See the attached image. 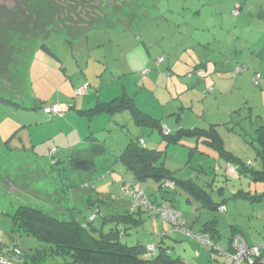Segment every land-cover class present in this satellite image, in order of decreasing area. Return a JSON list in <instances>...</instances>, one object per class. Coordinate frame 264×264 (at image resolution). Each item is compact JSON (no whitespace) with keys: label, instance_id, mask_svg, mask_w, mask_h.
Returning <instances> with one entry per match:
<instances>
[{"label":"rangeland","instance_id":"rangeland-1","mask_svg":"<svg viewBox=\"0 0 264 264\" xmlns=\"http://www.w3.org/2000/svg\"><path fill=\"white\" fill-rule=\"evenodd\" d=\"M10 1L5 0L4 4L11 6ZM135 1L133 5L138 8L134 15L141 17L146 14L149 19L156 18L133 31L101 30L73 42L63 36L52 38L48 42L52 55L37 51L32 60L31 95L21 103L22 107L0 102V240L17 243L26 256L39 255H34L35 249L43 244L33 234L21 232L24 229L16 219L18 208L29 205L64 220L76 216L81 223L96 215L91 227L92 230L96 228L93 230L95 234L101 235L98 231L103 228L105 233L116 228L125 230L127 234L120 241L130 246L138 239L148 242V245H156L157 239L161 240L163 235H172L165 240L173 254L189 257L185 261H192L190 264L214 263L211 253L222 256L228 264H234L233 258L225 254L229 251L228 241L234 226L243 230L247 243H264V178L249 176L264 172V162L256 153L258 143L255 136L258 120L264 121V65L247 66L249 53L245 49L247 40L251 43L256 36L247 38L252 31L250 25H237L233 9L220 6L223 2L233 5L235 0ZM125 29L120 27L116 30ZM233 38H238L236 44L232 43ZM235 45L242 53L234 54L232 46ZM41 54L43 60L39 57ZM220 59L223 60L218 62ZM196 63H202L204 76L192 73ZM240 65L244 71L236 75ZM224 66L227 68L223 69ZM258 74L259 84L255 82ZM204 78L208 87L196 82V79L204 82ZM108 80L121 81V95L124 94L122 83L128 84L129 95L135 105L139 103L159 120L156 121L158 127L138 123L129 109L112 114L103 112L92 117L73 115L76 113L71 111L66 118L50 123V120L46 121L49 117L39 108L43 104L50 107L67 102L78 103L86 109L94 105L86 96L98 97L102 91L99 83H107ZM86 83L92 85L91 91L77 94ZM115 87L111 91L105 90L103 97L119 90L118 84ZM197 109L201 111L199 116H196ZM230 112H234L233 117H229ZM189 116L199 117L201 121L205 117V121L217 119L215 121L237 123L234 125L236 132L227 131L226 124L221 127L225 149H228L224 154H240L241 160L251 168L246 170V174L242 170L231 174L228 170L230 164H239L233 161L225 163L223 160L226 158L203 141L198 143V148L195 147L197 152L192 153L186 146L196 145L194 138L186 139V145H170L164 159L166 166L175 171L176 178H194L198 184L207 186L214 201L224 202L225 209L204 212L200 221L195 222L198 216L193 217L192 205L186 201L188 192L181 188L182 199L178 204L183 211L181 222L188 221L191 234L182 230L171 232L173 222L147 213L146 223L139 224V228L116 219L111 222L105 220L107 216H128L135 207L133 199L122 191L124 185L133 183L132 172L120 159L130 140L144 139L150 147H158V144L165 147L161 127L172 129L183 117L190 121ZM246 134L248 138L244 137ZM89 135L105 143L111 155L109 167L103 169L102 164L101 168L90 173L68 168V176L51 172L56 158L64 163L57 168L66 166L72 149ZM254 137L255 142L251 144L250 138ZM65 186L70 189L67 195L62 191ZM141 188L146 193L143 185ZM213 218L219 219L221 232L216 248L212 238L210 243H200L195 238L206 221ZM152 222L163 223L166 229L159 233L160 230L151 224L145 227ZM235 238H240V235ZM15 255L23 262L10 263L13 254H6L0 245V264L27 263L22 255ZM41 260L36 257L28 263L67 264L70 258H50L49 262L39 263Z\"/></svg>","mask_w":264,"mask_h":264},{"label":"trees","instance_id":"trees-1","mask_svg":"<svg viewBox=\"0 0 264 264\" xmlns=\"http://www.w3.org/2000/svg\"><path fill=\"white\" fill-rule=\"evenodd\" d=\"M4 2L5 0L0 3V102L17 108H21V103L31 95L30 67L32 60L37 51L51 54L48 42L52 38L63 36L73 42L88 38L93 32L101 30L133 31L156 18L149 19L146 14L141 17L134 15L138 8L133 5L135 0H11V6L4 4ZM121 16L125 18L121 19ZM120 27L126 29L117 31L116 29ZM196 72L193 71L192 73ZM236 75L239 74L236 73ZM90 87L92 88L91 84ZM88 91L90 92L91 89ZM122 109L131 110L138 123L158 127L157 122L159 120L157 121L154 117L141 111L135 105L134 99L125 93L115 96L109 102L99 100L95 106L86 111H81L76 104H73L61 114H51L49 117L66 118L71 111L92 117L103 112L112 114ZM165 128H168L167 133L162 127L161 131L163 133L162 140L166 142V146L178 145L183 140L194 138L196 140L202 139L203 143L211 149L225 152L224 139L215 124L207 127L179 128L175 132L169 127ZM256 141L259 154L264 162V126L257 130ZM165 155L166 151L163 148H150L147 144L140 143L139 139H131L125 151L120 155V159L129 169L134 171L133 183L138 182L141 185L143 181L148 179L164 180L160 186L161 189L177 192L179 188H184L189 194L195 196L193 197L195 201H200L203 204L202 208L206 211H217L224 207L223 203H216L211 193L193 179L181 180L176 178L164 164ZM54 157L56 156L54 155ZM69 158L68 166L60 168L57 166L64 163L56 158L52 163L51 172L68 176L67 171L70 168L75 172L90 173L101 168L102 164L104 165L103 169H106L110 166L111 155L104 142L94 135H89L82 144L72 149ZM231 165L240 171L243 168L241 163L238 166L233 163ZM254 175H257L258 178H264V172L253 173L249 176L252 178ZM168 181L174 182L175 188H166L164 184ZM68 190L70 191L65 186L62 191L67 195ZM145 196L151 203L162 205V203L152 200L146 193ZM170 207L176 209L173 206ZM176 210L181 214L179 224H181L182 230L190 233L187 223L181 222L183 213L178 209ZM141 211L149 210L140 206L128 214L133 216ZM129 215L111 217V219L105 217V220L111 222L116 219L117 222L126 223L130 220ZM154 216L157 215L154 214ZM16 219L24 229L21 232L33 234L43 244L34 252L35 256L39 254L36 257L42 259L39 263L49 262L50 258L51 260L70 258V261L67 260V264H178V258L172 255L173 251L169 247L160 244L157 246L158 252L150 254L147 245L142 244L143 242H137L132 246L122 243L120 238L126 235L124 234L125 230L120 231L116 228V230L112 229L110 233H105L103 228L98 231L101 234L98 236L93 232L96 228L93 227V230L91 228L93 222L81 223L76 216L64 220L49 215L38 208L21 205L17 210ZM217 220L213 218L204 224V228L195 236L206 235L216 241L221 235ZM175 230L173 229L171 232ZM177 230L181 231L180 229ZM239 231L240 233L237 234L244 236L242 230ZM170 237L173 236L163 235L161 242ZM0 245L6 254H13L14 257L10 263L21 261L15 253L26 258L27 263L36 258L26 256L24 249L17 243H5L4 240H0ZM6 245L12 247L9 248Z\"/></svg>","mask_w":264,"mask_h":264},{"label":"crops","instance_id":"crops-1","mask_svg":"<svg viewBox=\"0 0 264 264\" xmlns=\"http://www.w3.org/2000/svg\"><path fill=\"white\" fill-rule=\"evenodd\" d=\"M231 2V1H230ZM229 4V2H223L220 6H225V7H230V8H232L233 9V11H234V9L235 8H241V11H240V13L239 14H235L234 16H235V18H236V20L234 21V23H236L237 25H241V26H248V25H250V27L252 28V31H250L249 32V34L247 35V38H252L253 36H256L255 37V39H253L252 40V42L250 43H248V40H247V47H245V49H247V52L249 53V56L247 57V59H246V64H247V66H252V65H257V64H263L264 65V0H235V2H233V5H231V3H230V5H228ZM254 23H256L255 25H254V28L252 27V25L254 24ZM93 33H95V32H93ZM91 35V34H90ZM234 39V38H233ZM232 39V43H233V41H234V43L233 44H236V42L238 41V38H235L234 40ZM200 46H202V44H200ZM242 47V46H241ZM232 48L234 49V54L235 55H238L239 53H242V51H239L238 50V48H237V46L235 45V46H232ZM221 51V50H220ZM45 53V52H44ZM40 58L42 57V54L39 56ZM255 57L256 58H258V60L256 61L255 60ZM42 59V58H41ZM232 59V58H231ZM43 60V59H42ZM221 60H223V59H220L218 62H221ZM227 63H229V62H227ZM202 63H196L195 64V66H194V70L195 71H203V69H202ZM241 66V65H240ZM227 68V66H224L223 67V69H226ZM193 70V69H192ZM205 73V71H203V74ZM203 74H197V76H199V77H202V75ZM204 76V75H203ZM197 80V81H196ZM195 81L197 82V84L199 83V85L200 86H203V85H205V87H208V81L204 78V82H202V80L201 79H196ZM226 80V79H225ZM116 84H118L119 85V90L117 89L116 90V92L115 93H111V94H107L106 95V97H103V95H102V93L106 90V91H111V90H114V89H116V87H115V85ZM122 85H123V89H124V93L125 94H127L128 96H130L129 95V91H130V87H129V85L128 84H126V83H122ZM234 85V84H233ZM98 87L99 88H101V93H99V95H98V97H96V96H86L88 99H89V101L90 102H93V104L94 105H92V106H90V107H87L86 109L85 108H82V107H80V105L78 104V103H76V106H77V108L78 109H80L81 111H86V110H88L89 108H92L93 106H95V104L97 103V101H104V102H109L111 99H109V98H111L110 96H120L121 95V93H120V91H121V81L120 82H117V80H113V81H111V80H108L107 81V83H103V84H100L99 83V85H98ZM78 88H80V86L78 87ZM113 97V98H114ZM112 98V99H113ZM60 104L65 108V109H68L69 107H71L73 104H70V103H67V102H60ZM137 107L141 110V111H143V112H145V113H147L148 115H150L151 117L153 116L152 114H150L149 112H148V110H146V109H144V107L143 106H141V105H139V103H137ZM76 114H73V115H83V114H80L79 112H76V111H74ZM196 112H198V115H196V116H199V115H201V111L199 110V109H197L196 110ZM43 113V112H42ZM234 112H230V116L229 117H233L232 116V114H233ZM49 117V116H48ZM69 117H72V116H69ZM74 117V116H73ZM155 118V117H154ZM58 119H61V118H59V117H54V118H50L49 117V119L48 120H46V121H51L50 123H56V121H58ZM72 119V118H71ZM189 119H190V121H186V119L183 117V119L181 120V122H179V123H177V125H175V126H173L172 127V131L173 132H175V131H177L179 128H196L197 126H205V127H207V125L209 126V125H211V124H215V125H217L218 126V129H219V131H220V133H221V135H222V137H223V139H224V142H225V137H224V134H223V131H222V129H221V127L223 126V124H226V129H227V131H229V132H236L234 129H235V127H234V125L235 124H237V123H234L233 121H215V120H217V119H214V120H211V121H205V117H204V121H201L200 119H199V117H198V119H195L193 116H189ZM219 120H221V119H219ZM206 123V124H205ZM260 123V124H259ZM203 124H205V125H203ZM256 129H255V132H256V134H255V136H257V130L259 129V127H261V126H264V121H259L258 120V122H257V124H256ZM255 128V127H254ZM245 138H248V136H247V134H246V136H244ZM251 139V141H250V143L252 144L253 142H255V137H254V139H252V138H250ZM195 141H197L196 142V145L194 144V146H192V145H187L186 147H189V150L192 152V153H196L197 151V149L195 150V147H199V144L198 143H200V142H202V140H196L195 139ZM186 141L185 140H183L180 144H182V145H186V143H185ZM203 143V142H202ZM204 144V143H203ZM147 146L148 147H150L149 146V144L147 143ZM168 147H170V146H166V147H162V146H160L159 144H158V147H150V148H163V149H165V151H166V153H167V149H168ZM211 149V148H210ZM224 149H225V145H224ZM214 150V149H213ZM226 151L225 152H227V150L228 149H225ZM215 151H217V150H215ZM257 152V155H259L260 156V154H259V150H258V144H257V150H256ZM218 152H220V155L221 156H223V157H225L226 159L225 160H223L225 163H232V161L233 162H236V163H241L242 165H243V168H242V171L246 174L247 172H246V170H250L248 167H247V165H246V162H244V161H242L241 160V158H240V154H238V153H231V155H232V157H231V155H229V156H227V155H225L224 154V152H222V151H218ZM17 153H19V152H17ZM191 153V154H192ZM205 153V152H204ZM165 157H166V155H165ZM261 157V156H260ZM191 160H189L188 161V163L190 162ZM164 164H165V162H164ZM242 165H241V167H242ZM165 166H166V164H165ZM167 167V166H166ZM168 168V167H167ZM218 168H219V165H218ZM169 169V168H168ZM169 170H171V169H169ZM130 171L132 172V175H133V180L135 179V173H134V171H132L131 169H130ZM172 171V170H171ZM173 173V175H174V173H175V171H172ZM175 176V175H174ZM187 179H193L194 180V178H187ZM150 180H152L153 181V183H152V181H150ZM181 180H186V179H181ZM195 181V180H194ZM152 184H151V183ZM164 182V180H161V181H157V180H155V179H148V180H145V181H143L142 182V185L144 186V188H145V191H146V193H147V195L152 199V200H154V201H156L157 203H162V204H166V205H169V206H173V207H175L176 209H178V210H180L181 211V209H179V207H178V204H180L181 203V197H180V195L183 193V190L181 189V188H179L178 190H177V192H172V191H167V190H163V188L161 189L160 188V186H161V184ZM197 182V181H196ZM149 183V184H148ZM201 185V184H200ZM201 187H204L205 189L207 188V186H203V185H201ZM207 190V189H206ZM210 192V191H209ZM211 193V192H210ZM188 194V196H189V198L186 200L189 204H191L192 206V213H193V217H194V215H196L197 214V216L198 217H196V219H195V222L197 221H200V219H201V217H202V214L204 213V212H208V213H210V211H206L205 209H203L202 208V203L200 202V201H195L194 200V198L192 197V196H190L191 194H189V193H187ZM212 195V194H211ZM194 202H193V201ZM214 200V199H213ZM222 203H224V202H222ZM182 213H183V211H181ZM130 217V220H128V221H126V223L125 222H121V223H124V224H126L127 226H133V227H137V228H139L140 226H139V224L141 225V224H143L144 222L146 223V221H147V215L145 214V211L143 212V211H141V212H139V213H136V215H133V216H131V215H129ZM148 216H150V215H148ZM109 219H111V217L110 216H107ZM122 217V216H121ZM150 221H152V220H150ZM218 221V229H219V219L217 220ZM187 222V224H188V221H186ZM208 222H210V221H206V223H208ZM205 223V224H206ZM152 225V227L154 228V229H156V230H160V231H158L159 233H161L162 231L161 230H165L166 229V225L165 224H163V223H161V224H158V223H154V222H152V223H147V224H145V227L147 228L149 225ZM239 230H242L240 227H238V226H234L233 227V232H232V234H231V236H230V238H229V241H228V248L230 247V243H231V239L233 238V235H235V234H237V233H240V231ZM242 232H243V230H242ZM124 234H127V232L125 231V233ZM221 237V235H219V238ZM218 238V239H219ZM218 239L215 241L216 242V244H219V242H218ZM158 241H157V243H156V245H152V246H158V245H162V246H165V247H169L170 248V246L168 245V243L166 242V241H164V242H161V240H159V239H157ZM137 242H143V241H141L140 239H138V241ZM136 244V243H135ZM142 244H144L145 246L147 245V246H150V245H148V242L146 243H142ZM218 246V245H217ZM227 246V245H226ZM171 249V248H170ZM209 250V249H208ZM210 252V251H209ZM208 253V252H207ZM211 253V252H210ZM210 253H208V254H210ZM175 258H178V264H190V262H192V261H185L186 259L187 260H189L190 258L189 257H187L186 258V256H183V254L181 255V254H178V253H176V255L175 254H172ZM211 256L213 257V260H215V262L214 263H212V264H228V261L226 260V259H224V258H221L222 256H220V255H214V254H212L211 253ZM206 260H208V259H206ZM202 264H204V263H202Z\"/></svg>","mask_w":264,"mask_h":264},{"label":"built area","instance_id":"built-area-1","mask_svg":"<svg viewBox=\"0 0 264 264\" xmlns=\"http://www.w3.org/2000/svg\"><path fill=\"white\" fill-rule=\"evenodd\" d=\"M234 13L239 14V8L234 10ZM244 71L243 67L237 68L235 71L237 74H241ZM203 72H199L202 74ZM260 75L257 76L255 82L259 83ZM48 113L61 114L63 109L59 105H55L51 109L47 110ZM229 172L231 174H236L237 170L235 168L229 167ZM166 187L175 188V183L172 181H168L166 183ZM123 193L130 196L133 199L135 204L134 208H138L140 206L149 210V213L155 214L163 220H168L173 222L174 229L182 230V227L179 224V218L181 214L176 209L166 206V205H155L149 201V199L144 195L141 187L138 183L127 184L123 187ZM224 210V207L220 208ZM183 233H186V230H182ZM191 234V233H186ZM200 243H210V238L206 235H197L195 236ZM149 252H154L155 247H149ZM226 255L231 256L234 260V264H240L243 261H246L247 264H264V243L259 246H250L243 238L234 239L232 242V249L228 252H225Z\"/></svg>","mask_w":264,"mask_h":264},{"label":"clouds","instance_id":"clouds-1","mask_svg":"<svg viewBox=\"0 0 264 264\" xmlns=\"http://www.w3.org/2000/svg\"><path fill=\"white\" fill-rule=\"evenodd\" d=\"M238 8V7H237ZM237 8H235V9H237ZM234 9V10H235ZM240 11H241V8L239 7V13H240ZM242 67V66H241ZM199 72H203V71H199ZM199 72L197 71V73L199 74ZM243 73V72H242ZM241 73V74H242ZM90 89V83H86L83 87H81L76 93L77 94H85L88 90ZM55 105H59V106H61L62 107V109H63V111L64 110H66L61 104H53V105H51L50 107H47L46 105H41V110H42V112L46 115V116H50L51 114H54V113H48L47 112V110H49V109H51L52 107H54ZM165 129V130H164ZM163 130H164V132L165 133H167L168 131H167V129L168 128H164ZM139 141H140V143H145V144H147L146 142H145V140L144 139H139ZM55 152V151H54ZM232 165L230 164V167H231ZM237 171L239 170V169H237L236 167H234ZM134 181V180H133ZM138 183V182H137ZM166 183L167 182H165V184H164V186L166 187ZM132 184H134V183H132ZM127 185V184H126ZM140 187L142 186V185H140V184H138ZM125 186V185H124ZM166 188H168V187H166ZM123 189V188H122ZM142 189V188H141ZM142 191H143V189H142ZM144 192V191H143ZM144 195H145V192H144ZM162 205H166V204H162ZM166 206H169V205H166ZM170 207V206H169ZM136 208H132V211L133 210H135ZM144 209H146V208H144ZM100 212V211H99ZM145 213H147L148 215H153V214H151V213H149V211H145ZM97 218V216L96 215H94V217H93V219L91 218L90 220H88V222L90 221V222H93L96 218ZM160 218V217H159ZM237 235H240V238H243V236L241 235V234H236L235 236H233V238L231 239V243H230V247L228 248L229 249V251L232 249V242H233V240H234V238L237 236ZM244 239V238H243ZM245 240V239H244ZM246 241V240H245ZM247 242V241H246ZM152 245H150V246H147V250H148V248L149 247H151ZM153 247H155V251L154 252H151L150 254H155V253H157L158 252V248H157V246H153ZM217 247V244L215 245V248ZM149 251V250H148ZM228 252V251H227Z\"/></svg>","mask_w":264,"mask_h":264}]
</instances>
